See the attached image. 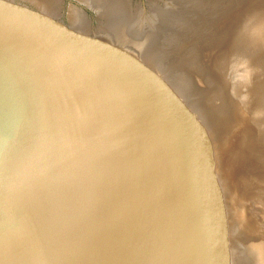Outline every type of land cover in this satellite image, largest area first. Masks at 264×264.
<instances>
[{"label": "water", "instance_id": "water-1", "mask_svg": "<svg viewBox=\"0 0 264 264\" xmlns=\"http://www.w3.org/2000/svg\"><path fill=\"white\" fill-rule=\"evenodd\" d=\"M0 264H264V0H0Z\"/></svg>", "mask_w": 264, "mask_h": 264}]
</instances>
